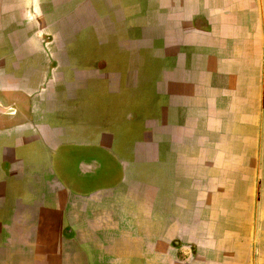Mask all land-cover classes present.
<instances>
[{
  "label": "crops",
  "instance_id": "1",
  "mask_svg": "<svg viewBox=\"0 0 264 264\" xmlns=\"http://www.w3.org/2000/svg\"><path fill=\"white\" fill-rule=\"evenodd\" d=\"M162 1L0 0V264L262 259L264 0Z\"/></svg>",
  "mask_w": 264,
  "mask_h": 264
},
{
  "label": "rangeland",
  "instance_id": "2",
  "mask_svg": "<svg viewBox=\"0 0 264 264\" xmlns=\"http://www.w3.org/2000/svg\"><path fill=\"white\" fill-rule=\"evenodd\" d=\"M156 1L157 0H155L154 1L155 3H154V2H151V0H149V2L145 3L146 4V8H147L146 11H148V14L151 15V12H153L154 15H155L154 17H151L150 18V23L153 22L154 27H148L147 29H145V31L146 32H149V33H155V32L160 31V27L162 25H166L167 22L170 21L171 20V17H172L170 15V11L168 10V7L163 3V1L161 0L158 4H156ZM177 13L178 12H176V14H175L176 17H177ZM176 21H177V18H176ZM192 24H193V22L191 23V25ZM185 26H186L185 29H189L190 28L187 25V23L185 24ZM197 26L199 27V25H197ZM110 40H112V39H109V41ZM142 43H145V41H142ZM208 46H210V45H208ZM159 54L160 53H157V55H156V58H158V59L155 58V60H154V68H156L160 64H163V62L161 61V59L164 57V55H167L169 57V59L175 58L176 61H178L179 56H180L179 54H177L174 51V49H171V50H169L167 52H163V54H160V56H159ZM180 60H181V62L178 65V69H179L180 72H183V69H185V66L183 68V63H182L183 60L181 58H180ZM190 66H191V70L197 71V69L194 67V61H193V59L190 61ZM210 136L214 137V135H212V134ZM219 136L221 138V140H219V142H221L222 144H224L225 141H226V134L223 133L222 131H220ZM257 143H258V135H257ZM256 152H257L256 159L258 161V156L260 157L259 147L257 148V151ZM239 153H240V151H239ZM236 177L238 178V176H236ZM240 184H241L240 182L236 183L235 184V187H236V185L239 187ZM209 217H210V215H209ZM230 217H231V215L229 214L228 215L229 221H227L228 223H230V221H231V218ZM206 219H207V217H206ZM225 224H226V222L223 224V227H221V226H219L218 228L216 227V230H214V237H215V240H216L217 244L218 245L220 244V246H218L219 249H221L219 251V253L223 254L222 258L220 257V258H218V260H221V261L224 260L223 264H227V263L229 264V262H226L227 261L226 259H231L232 258V255L228 252V251H231V249H229L230 242L229 241H226V240L220 241L218 239V238L222 237L223 234H224V232H225V229H226ZM208 227H211V225L209 226V223H208ZM189 230L190 231H188V232H191V236H192L193 239L196 238V237L197 238L199 237L197 231L194 232L195 231V228L192 229V227H191ZM200 235H202V234H200ZM184 238H185V235L184 234H182V236H179L177 238V240H179L180 242L176 246V251H178L180 249L181 250L182 249H186L188 251H191L190 248L188 247V245L186 243H183L182 240H184ZM202 239H199L198 238V240H201L203 243H208V245L207 246L205 245L206 247H199L197 253L199 254L202 251L203 256H205L206 261H207V263L205 262V264H212L214 262V257L217 256L215 254V252L213 251V249L210 247V243L212 241L208 237H202ZM251 253H252L253 259H257V258L260 259L261 256H263L262 259L259 262H258V260H256L254 264H264V238L263 237H262V239H261L260 242L255 241V242L252 243ZM253 253H254V255H253ZM228 254H230V255H228ZM225 255H226V257H225ZM189 258H194V252L191 251V254H190ZM180 263H183V261L176 260V262L174 264H180Z\"/></svg>",
  "mask_w": 264,
  "mask_h": 264
}]
</instances>
